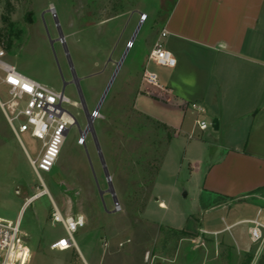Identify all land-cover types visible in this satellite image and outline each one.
<instances>
[{"label":"rangeland","instance_id":"374dc122","mask_svg":"<svg viewBox=\"0 0 264 264\" xmlns=\"http://www.w3.org/2000/svg\"><path fill=\"white\" fill-rule=\"evenodd\" d=\"M136 1L146 11L157 0H10L11 27L3 21L5 3L0 2V47L22 75L61 91L60 70L68 79L72 65L90 114L114 76L93 120L105 166L92 134L81 139L87 120L70 88L65 93L68 108L78 125L69 129L53 171L41 174L61 214L84 217V227L74 234L79 250L50 249L67 235L60 223L52 222L54 207L44 195L20 217L21 230L30 235L31 264H108L110 258L123 264V251L129 248L146 250L147 260L157 255L172 264H242L246 256L224 248L221 235L199 231L214 224L222 229V211L206 209L209 197L203 190L208 166L222 153V131L215 130L213 119L199 115L209 127L202 133L195 129L188 139L192 116L186 133L170 140L172 131L141 113L143 97L127 67L143 51L141 30L148 25L128 23ZM0 99H7L2 84ZM20 139L23 146L0 110L2 224H14L25 198L43 190L24 151L35 159L41 144L29 134ZM246 229L241 225L234 232H241L243 245L254 252L258 245H251ZM179 230L197 232L190 238Z\"/></svg>","mask_w":264,"mask_h":264},{"label":"crops","instance_id":"0c3cea01","mask_svg":"<svg viewBox=\"0 0 264 264\" xmlns=\"http://www.w3.org/2000/svg\"><path fill=\"white\" fill-rule=\"evenodd\" d=\"M134 4L128 23H148L139 41L144 49L127 66L143 97L141 113L172 131L170 140L186 133L192 116L189 135L195 131L199 115L193 105L222 131V153L203 180L209 197L204 204L208 210L222 211V229L214 224L199 231L221 235L224 248L246 256L242 264H264V244L254 252L247 250L242 233L234 232L247 226L253 245L249 221L264 224V0H157L146 11ZM159 40L175 58L174 68L149 62ZM145 70L157 75V87L142 83ZM179 231L190 238L197 232ZM123 252V264H172L157 255L147 260L146 250ZM108 264L117 260L110 258Z\"/></svg>","mask_w":264,"mask_h":264},{"label":"built area","instance_id":"2783aa9c","mask_svg":"<svg viewBox=\"0 0 264 264\" xmlns=\"http://www.w3.org/2000/svg\"><path fill=\"white\" fill-rule=\"evenodd\" d=\"M165 36L166 32H163L162 37ZM6 57V51L0 47V84L7 87V99L4 101L0 99V110L21 145L22 134H29L32 139L40 142V149L35 159L31 158L25 148L24 151L43 190L25 198L14 224L0 223V264H31L33 253L29 245L30 235L21 230L20 217L34 201L47 195L54 207L52 222L60 223L66 232V238H60L51 244L52 250L64 252L76 248L74 234L85 225V219L81 215L64 217L61 214L55 207L41 176L42 173L53 171L63 149L66 135L71 127L76 126L77 120L68 108L71 107V102L65 93L22 75L6 60ZM148 60L160 67L174 68L176 66L175 58L165 49L162 40L155 43ZM142 83L157 87L158 77L155 73L145 70ZM192 109L198 115L204 112L196 105H193ZM194 127L199 132H204L208 129L209 123L197 118ZM193 135L194 132L189 135V139H192ZM81 139L83 141L85 137L81 136ZM249 223L251 224L250 240L261 248L264 244V224L257 219Z\"/></svg>","mask_w":264,"mask_h":264},{"label":"water","instance_id":"95a60500","mask_svg":"<svg viewBox=\"0 0 264 264\" xmlns=\"http://www.w3.org/2000/svg\"><path fill=\"white\" fill-rule=\"evenodd\" d=\"M60 40H61V42L64 43L63 36L60 37ZM122 62H123V60L121 62L117 63V65H116L117 72H118L120 66L122 65ZM71 68H72V72H73L75 85H76V88L78 90L79 100H80L81 106H82L83 111H84V115H85L86 120H87V127H86V129L84 131H81V136L85 137L88 133L92 134L94 142H95V144H96V146L98 148V152L100 154V157H101V160H102V164L105 166V163H104V160H103V156H102V153H101V149H100V146H99L98 138H97L94 126H93V120L96 117V114H98V112L100 111V108H101V106H102V104H103V102H104V100L106 98V95H107V93H108V91H109V89H110V87H111V85L113 83L114 76H113L112 80L110 81L109 85L107 86L106 90L104 91L101 99L99 100V103L97 104V106L95 108L94 114H90L89 111H88L87 105H86V101H85L84 95L82 93V89H81L80 83H79L80 80L77 77L76 72L74 71L72 65H71ZM62 93H64V92L62 91ZM77 125H78V123H77ZM212 126L215 129H217L216 128V121L212 122ZM105 171H106V169H105ZM106 176H107L109 184H111L110 175L107 173V171H106ZM111 190H112V187H111ZM115 202H117V200H115Z\"/></svg>","mask_w":264,"mask_h":264},{"label":"flooded vegetation","instance_id":"af4514ba","mask_svg":"<svg viewBox=\"0 0 264 264\" xmlns=\"http://www.w3.org/2000/svg\"><path fill=\"white\" fill-rule=\"evenodd\" d=\"M59 76H60V82H61V91L66 93V91H68L70 88H73L75 90V92L77 93V96L79 98L78 90L76 88L73 75L70 76L68 79H65V77L63 76V74H62V72L60 70V75ZM79 83H80V81H79Z\"/></svg>","mask_w":264,"mask_h":264},{"label":"trees","instance_id":"16d2710c","mask_svg":"<svg viewBox=\"0 0 264 264\" xmlns=\"http://www.w3.org/2000/svg\"><path fill=\"white\" fill-rule=\"evenodd\" d=\"M4 2L5 3V8H4V15H3V21L5 23L6 26H10L11 25L9 24V19H10V15L13 13V6L10 2V0H0V2ZM0 40H1V37H0ZM11 41H9V44L7 46L8 49L11 48Z\"/></svg>","mask_w":264,"mask_h":264}]
</instances>
